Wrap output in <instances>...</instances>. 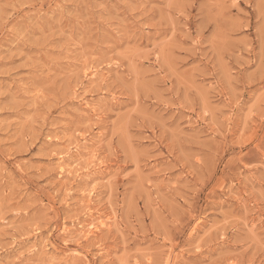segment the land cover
I'll return each instance as SVG.
<instances>
[{"label":"rangeland","instance_id":"obj_1","mask_svg":"<svg viewBox=\"0 0 264 264\" xmlns=\"http://www.w3.org/2000/svg\"><path fill=\"white\" fill-rule=\"evenodd\" d=\"M0 264H264V0H0Z\"/></svg>","mask_w":264,"mask_h":264},{"label":"bare ground","instance_id":"obj_2","mask_svg":"<svg viewBox=\"0 0 264 264\" xmlns=\"http://www.w3.org/2000/svg\"><path fill=\"white\" fill-rule=\"evenodd\" d=\"M87 74V73H86ZM85 103V102H84ZM88 110V109H87ZM90 110V109H89ZM84 143V142H83ZM80 144V143H79ZM75 150V149H74ZM77 158V157H76ZM73 161V160H72ZM72 161H70V162H72ZM71 165V164H70ZM98 169V168H97ZM70 170V169H69ZM72 172V171H71ZM92 172V171H91ZM73 173V172H72ZM89 173V172H88ZM92 175V174H91ZM89 214V213H88ZM89 216V215H88ZM97 216H99V214L97 215ZM95 219V218H94ZM97 219H99V217L98 218H96V220ZM85 220V219H84ZM104 220V219H103ZM87 221V220H86ZM94 221V220H93ZM98 221V220H97ZM107 222V221H106ZM88 224V223H87ZM98 224V223H97ZM79 225V224H78ZM93 224H89V227L91 228V226H92ZM99 225H101V226H104V223H100ZM108 225V224H107ZM85 226V225H84ZM82 227V226H81ZM105 227H106V225H105ZM104 227V228H105ZM96 228V226L95 227H92V229H93V231H94V229ZM99 229H100V227H99ZM62 230V229H61ZM97 230V229H96ZM95 230V231H96ZM101 230V229H100ZM80 231H81V229H80ZM92 230L90 231V233L91 232H93ZM83 232H84V227H83ZM86 233V232H85ZM94 234V233H93ZM89 235V234H88ZM83 236H86V235H83ZM92 236V235H91ZM87 237V236H86ZM89 237V236H88ZM83 238V237H82ZM86 239V238H85ZM77 254V253H76Z\"/></svg>","mask_w":264,"mask_h":264}]
</instances>
